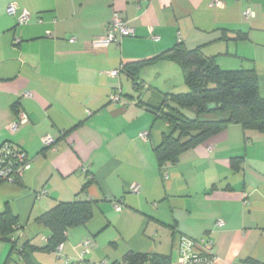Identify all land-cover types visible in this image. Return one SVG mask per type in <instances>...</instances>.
<instances>
[{
    "label": "crops",
    "instance_id": "obj_1",
    "mask_svg": "<svg viewBox=\"0 0 264 264\" xmlns=\"http://www.w3.org/2000/svg\"><path fill=\"white\" fill-rule=\"evenodd\" d=\"M215 1L0 0V145L18 144L30 161L21 181L0 182V264H123L129 253L177 264L206 236L212 264H264V133L230 123L161 166L155 149L170 127L157 109L173 88L161 64L173 62L145 67L139 85L122 71L182 43L223 70H253L264 98V0ZM13 3L28 23L8 14ZM115 17L135 36L95 48ZM20 111L29 122L11 131ZM75 201L92 202L93 216L67 231L58 256L37 220ZM87 238L95 247L82 257Z\"/></svg>",
    "mask_w": 264,
    "mask_h": 264
},
{
    "label": "trees",
    "instance_id": "obj_2",
    "mask_svg": "<svg viewBox=\"0 0 264 264\" xmlns=\"http://www.w3.org/2000/svg\"><path fill=\"white\" fill-rule=\"evenodd\" d=\"M158 60L179 64L189 88L186 94H164L163 105L157 109L170 127V133L163 136L161 145L155 149L161 166L176 163L185 151L219 134L230 123L264 133V98L253 70H223L212 58L204 56L200 48L188 50L179 43L155 59L130 63L122 71L139 85L141 71ZM211 105L213 110L209 109ZM92 216V202L75 201L58 204L37 221L50 229L49 247L56 250L65 243L69 229L85 225ZM23 259L25 264H32L28 257ZM123 264L172 262L162 255L129 253Z\"/></svg>",
    "mask_w": 264,
    "mask_h": 264
},
{
    "label": "built area",
    "instance_id": "obj_3",
    "mask_svg": "<svg viewBox=\"0 0 264 264\" xmlns=\"http://www.w3.org/2000/svg\"><path fill=\"white\" fill-rule=\"evenodd\" d=\"M223 4L221 1L216 0L211 6L221 7ZM20 11L18 17L19 23L26 24L31 20V14L25 9H20L16 4H10L7 12L9 15L15 16ZM247 15H253V13L247 12ZM135 36V29L125 20L115 17L108 25L104 36L94 43L95 48L106 49L112 44H119L121 39L125 37ZM120 70L109 72V76L113 79H117L120 74ZM25 97H31L30 93H26ZM111 102L118 103L120 101L119 94H113L110 97ZM29 122L28 115L25 112L20 111L17 120L11 125V131H16L20 126L26 125ZM142 139L147 138V133H142ZM45 147H53L54 139L50 136H46L42 139ZM30 168V161L26 151L16 143L5 142L0 145V182L16 183L21 181L24 172ZM132 192L139 193L140 187L133 185ZM46 191L41 192V196L46 195ZM121 207H117L120 210ZM219 226L223 225V222H218ZM82 257L89 254L95 247V242L92 238H87L81 243ZM194 254L187 259H180L177 264H212L215 259L213 249L214 241L211 236H206L192 243L191 245ZM63 244L59 245L56 249V254L60 256Z\"/></svg>",
    "mask_w": 264,
    "mask_h": 264
},
{
    "label": "rangeland",
    "instance_id": "obj_4",
    "mask_svg": "<svg viewBox=\"0 0 264 264\" xmlns=\"http://www.w3.org/2000/svg\"><path fill=\"white\" fill-rule=\"evenodd\" d=\"M161 65H168L166 66V69L169 70V73H170V76L173 78V83H172V86H170V88H172V94H176V95H180V94H186L189 92V88L188 86L186 85V81H185V75H184V71L182 69V67L177 64V63H174L173 64H161ZM165 77H160L159 79L157 78V75H153L152 76V80H155L157 79V82H162L163 79ZM162 87L164 88V85H162ZM130 94H133L134 96L137 95V91H135L133 88H132V85L130 84V87L128 88ZM165 90H168V89H165ZM132 95V96H133Z\"/></svg>",
    "mask_w": 264,
    "mask_h": 264
},
{
    "label": "water",
    "instance_id": "obj_5",
    "mask_svg": "<svg viewBox=\"0 0 264 264\" xmlns=\"http://www.w3.org/2000/svg\"><path fill=\"white\" fill-rule=\"evenodd\" d=\"M209 109L210 110H213L214 109V106L213 105L209 106Z\"/></svg>",
    "mask_w": 264,
    "mask_h": 264
}]
</instances>
